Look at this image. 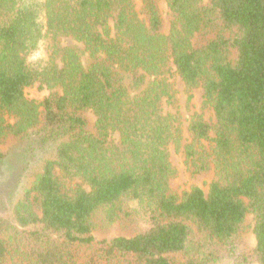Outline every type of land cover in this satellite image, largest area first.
<instances>
[{
    "label": "trees",
    "instance_id": "obj_1",
    "mask_svg": "<svg viewBox=\"0 0 264 264\" xmlns=\"http://www.w3.org/2000/svg\"><path fill=\"white\" fill-rule=\"evenodd\" d=\"M137 1L0 0V166L8 134L52 154L0 215V264H211L250 214L264 264V0H166L168 34L162 0ZM171 62L217 119L190 124L188 160L209 139L225 172L183 197L170 188L176 134L163 114ZM34 86L40 102L26 95ZM136 214L145 226L133 233L93 234L96 221Z\"/></svg>",
    "mask_w": 264,
    "mask_h": 264
},
{
    "label": "rangeland",
    "instance_id": "obj_2",
    "mask_svg": "<svg viewBox=\"0 0 264 264\" xmlns=\"http://www.w3.org/2000/svg\"><path fill=\"white\" fill-rule=\"evenodd\" d=\"M137 7H140L136 0ZM160 10L167 20L165 33H169L171 23L174 19L173 14L167 5L166 0L160 3ZM169 78L173 90V104H165L164 115L171 114L173 116L174 133L176 136L169 145V160L172 168L176 170V175L170 180V188L172 192L183 197L190 192L195 186L209 188V185L222 178V169L217 168L214 163L213 142L209 139L202 140L196 143L194 148L197 152L195 159L188 160L187 146L192 144L191 137L188 134V127L193 121L202 120L213 129L217 126V119L212 108L204 104L203 89L196 88L189 90L180 76L176 73V69L171 62L169 64ZM47 91L41 90L38 86L28 88L26 95L29 99H34L38 102L42 101L46 96ZM7 123L14 124L16 120L5 117ZM212 129L210 136H215ZM110 145L120 147V137L114 134L110 138ZM33 142L26 141L22 138H17L13 135L6 136L3 140L1 148L6 152L7 157L4 163L0 166V215L9 213L11 205L24 199L25 190H30L31 183L40 170V164L47 158H52L51 155H43L40 150H33ZM40 155V156H39ZM28 158V163L26 159ZM41 159V160H40ZM210 161V166L206 171H202V162ZM38 164V165H36ZM199 171L201 173H199ZM57 176L67 188H72L76 184H82L88 190L89 187L82 181L81 178L73 180L65 179L60 172H56ZM134 220H120L113 225H106L102 220L96 221V227L93 234L97 238L114 237L121 234H130L136 229L144 227V222H141L139 215L136 214ZM255 217L250 214L243 232L235 239L229 247L220 248L219 255L216 261L211 264H258L253 259V251L256 244L253 229L255 225Z\"/></svg>",
    "mask_w": 264,
    "mask_h": 264
}]
</instances>
